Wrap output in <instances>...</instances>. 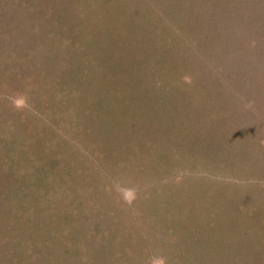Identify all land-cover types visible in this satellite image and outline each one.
Masks as SVG:
<instances>
[{
    "label": "rangeland",
    "instance_id": "obj_1",
    "mask_svg": "<svg viewBox=\"0 0 264 264\" xmlns=\"http://www.w3.org/2000/svg\"><path fill=\"white\" fill-rule=\"evenodd\" d=\"M19 1L25 0L14 2ZM27 1L26 4L30 9L26 12L23 23L26 22L24 25L30 38L24 40L12 34L9 44L14 42L15 48V45L19 44L17 46L22 50L16 49V55V52L7 49L6 52L9 55L1 63L4 69L0 70V123H3L0 125V130L13 127L14 132L26 134L29 136L28 139L32 136L35 144L30 149L37 153L40 151V143L49 142L57 137L46 125L51 121L58 123L57 118H52L55 113L59 114L58 111L53 113L51 110L56 100L55 90L57 87L62 89L59 81L62 83L63 79L66 82L71 81L73 84L69 85L70 88L74 87L78 92L81 89L69 75V73L74 74L73 70L80 71V66L84 65L83 68L90 73L89 76L93 77L96 86H91L90 89L87 87L83 99L86 100L87 106L95 111L98 109L99 98L112 93L118 94L121 86L130 84L127 82V77L124 78L125 72L114 65L110 66V69L105 62L108 56L115 52L124 55L123 59L126 57L125 49L120 48L119 38L111 40V37H106L107 32H116L120 28L117 14L115 15L117 9L115 6L108 4L109 8L106 7L107 10H105L94 4L96 0ZM148 5L149 2L145 3V6ZM140 6L145 10L144 6ZM35 7L36 9L33 10ZM122 33L127 36L128 30ZM93 38L95 42L91 44V48L93 47L91 56L85 59L87 63L83 60V63L75 62L76 66L59 68L60 60L55 61L50 58L43 61L44 55L52 57L54 50L62 49L63 45H66V51L70 52V57L77 61L82 57V51L86 52L84 43H89ZM54 40H58L60 44L56 45L57 47L54 46L55 48H45L46 52L43 48L37 47L39 43L51 45ZM180 44L175 42L167 46L162 45L160 41L157 47L149 45L152 50L148 54L145 53L146 56L144 55L142 61L145 63L143 69L146 70L142 71L140 68L142 75L139 82H136V85L142 84V93L146 94V98L138 97L139 105L145 107V111L142 112L139 109L131 118L135 122L130 125L131 128L125 130L113 128L106 119L108 114L102 110L104 106L101 103L100 117L93 112L84 115L89 126L94 124L93 131L90 128L91 131L78 134L80 130L74 131L61 125V129L71 136L72 143L60 150L53 148L58 154L65 156L61 157L62 165L67 161L70 163L68 156L72 157L71 160L79 157L73 156L75 151H79L77 147L81 144L88 146L86 138L90 132L88 138L91 135L94 136V140H98L101 146L107 143L106 146L110 151L106 153V158L104 157L108 176L105 177L95 164L90 165L99 174L97 183L94 185L99 186L98 189L113 188L116 208L123 205L121 208L124 213L129 211L138 199L141 201V208L145 214L148 213L145 209L153 207L154 221L145 226V232L152 233L154 236L150 240L145 238L144 241L139 240L138 244L134 242L133 244L129 238L123 239L121 248L119 247V251L125 255L127 251L123 248L128 247L130 250L128 254H132L130 259L133 264H152L153 258L158 257H164L166 264H233L236 262L264 264V252L253 257V247L257 248L255 241L264 242V83L253 82V72L262 67L257 65L255 58L250 56V52L243 53L246 60L242 72L237 70L240 65L238 66L234 61L235 58L238 60L237 56L229 57L228 60L222 59L220 64L225 65V68L236 70L234 76L221 79L220 82L211 81V84L205 87L208 92L213 89L218 91L213 102L224 109L220 130L226 138L219 141L205 138L201 146H193L191 155L188 148L192 141L190 142L188 138L191 139L192 135L186 130V126L192 122L185 123L184 120L193 116L196 110L194 107L198 104V96L193 97L196 93L186 87L185 83L190 82L188 73H193L198 78L199 76L205 78V72L217 64L206 62L197 55L193 58L192 53L189 58L185 54L177 65L174 58H181L176 53L182 50ZM208 49L213 53L212 46L209 45ZM21 52L34 56L35 60L41 59L40 69L34 67L27 73L30 78L23 76L26 73L25 70L30 67L19 65L22 62L18 53ZM75 55L77 57L74 58ZM93 57L95 58L92 59ZM11 63L15 65H12L13 70L8 72L6 67ZM96 68H100L101 73L97 74ZM62 74L63 76L60 77ZM91 74L98 76L96 78ZM38 77H42L38 80L39 82L42 80L52 82L49 88H46L44 83L36 84L35 79L37 80ZM123 78L124 83L120 82ZM156 79L158 83L155 84ZM165 82L166 84L172 82L169 84L171 88L167 87L171 90L163 89ZM154 88L156 91L152 92ZM123 90L125 89L121 91ZM33 91H36L39 96L31 93ZM170 92H172L171 97L167 98L165 94ZM88 95L90 97L87 100ZM117 97L119 98V94ZM172 97L175 100H171ZM178 99L182 103L191 102L194 106H188L187 109V106H184L182 110L179 106L176 111L169 110L170 103L176 104L175 101ZM18 101L21 102L20 107H17ZM37 101L38 104L42 103L40 113L35 107L38 105ZM149 101L151 106L147 107ZM43 105L46 106L45 112ZM180 110L181 114L177 115V111L180 112ZM169 113L172 116H167ZM97 129L105 133L108 131L110 134L108 139L98 131L96 133ZM73 144H77L76 147ZM97 148L101 149L93 143L90 153ZM87 163L90 164V160ZM74 175L75 178L70 179L71 184H76L81 178L87 177L85 173L79 171ZM193 186H197L200 191L205 189L207 193L189 194V188ZM196 194L198 199L193 197ZM226 198L236 202L232 205V201L231 203L225 201ZM209 199H213L215 203L210 204ZM220 200L227 205L220 204ZM219 208L223 211L221 215L240 210V215L246 219L240 220V227L232 225L227 227V231L223 230L225 234L223 238L217 232L218 228L208 236L209 227L206 224L197 231H189L192 229L191 224L195 218L205 219V216L211 212H218ZM193 211L196 213H192ZM201 213L203 217L199 216ZM231 228L237 229L238 233L228 230ZM156 234L163 238H156ZM261 241L258 245L261 248L258 249L264 251ZM29 264H39V262L30 261Z\"/></svg>",
    "mask_w": 264,
    "mask_h": 264
},
{
    "label": "trees",
    "instance_id": "obj_2",
    "mask_svg": "<svg viewBox=\"0 0 264 264\" xmlns=\"http://www.w3.org/2000/svg\"><path fill=\"white\" fill-rule=\"evenodd\" d=\"M14 1L0 0V70L4 69L1 63L9 55L6 52L7 49L16 52V55V49L20 50L17 46L19 44L15 45L16 48L14 42L9 44L12 34L24 40L30 38V34L24 25L26 22L23 23L27 15L26 12L30 9L26 4L28 1ZM199 1L96 0L94 2L97 7H103L105 10H107L106 7L109 8L108 4L117 8L115 15L117 14L120 28L116 32H107L106 37H111V40L119 38L120 48L125 49L126 57L123 59L124 55L115 52L109 55L105 62L109 67L114 65L125 72L124 78L127 77V82L130 85H123L118 89L119 92L125 89L120 93L118 92L119 98L117 97L118 94L113 93L99 98L97 101L98 109L95 111L87 106L86 100L83 98L86 95L84 91L87 87L90 89L91 86L95 87L96 85L93 77L89 76L90 73L86 72L83 68L84 65H81L80 71L73 70L74 74L69 73L72 80H75L81 88L79 92L74 87H69L73 82L67 81L69 82L67 83L65 79H63V83L59 81L62 84V89L57 87L55 90L56 100L55 104L53 103L55 107L53 106L51 110L53 113L58 111L59 114L55 113V116L52 117L57 118L58 123L51 121L46 125L57 137L49 142L40 143L39 152L34 153L35 150L30 149L35 144L32 136L28 139L29 136L26 134L14 132L13 127L0 130V264H29L30 261L39 262V264H133L130 259L132 254H128L130 253L128 247L123 248L127 251V255L121 253L119 247L122 245L123 239L129 238L132 243L138 244L139 240L144 241V238L150 240L154 236L152 233L145 232V226L154 221L153 207L145 209L148 210V213L145 214L141 208V201L138 199L127 211L128 213H124L123 205H121L122 208L120 206L116 208L117 203L114 199L115 191L113 188L101 187L98 189L99 186L94 185L97 183L99 174L90 165L95 164L105 177L108 176L104 162L106 153L108 154L110 151L106 146L107 143L101 146L98 144V140H94V136L91 135L88 138L90 132L86 138L88 146L85 147L81 144L77 147L79 151H75L73 154V156L79 157L71 160L72 157L68 156L70 163L67 161L62 165L61 157L65 156L58 154L56 149L65 148V145L70 146L68 144L72 143V140L71 136L65 133L64 129H61V125H65L67 129L74 131L80 130L81 132L78 134H85L91 129L93 131L94 124L89 126L84 115L93 112L100 117L99 111L102 103L104 106L102 110L108 114L106 119L113 125V128L119 130L131 128L130 125L135 123L131 118L136 115L139 109L142 112L145 111V107L139 105L138 97L146 98V94L142 93V84L136 85V82H139L142 75L141 69L142 71L146 70L143 69L145 63L142 61L145 53L148 54L152 50L149 45L157 47L161 41L162 45L171 46L175 42H179V44L181 42L182 50L176 51L181 58H174L177 65L185 54L189 58L192 53L193 58L197 55L206 62L217 64L205 72V78H200V76L198 78L193 73H188L190 82L185 83V85L196 93V96L193 97L198 96V104L194 107L196 110H194L193 116L184 120L185 123L187 121L192 122L186 126V130L192 135L191 139L187 137L190 142L192 141L188 148L191 151L190 154L193 153V146H201L205 138H213L217 141L224 140L226 136L220 130L223 124L221 115L224 109L213 102L218 91L213 89L208 92L205 86L210 85L211 81L220 82L221 79H229L234 76L236 70L229 67L225 68V65L220 64L222 59L228 60L229 57L237 56L238 60L235 58L234 61L238 66L240 65L237 70L242 72L246 60L243 53L249 52L250 56L255 58L257 65L262 67L253 72V82L264 83V0ZM148 2L149 5L145 6V3ZM140 5L144 6L145 10ZM35 9L36 7L33 8V10ZM117 11H121V13ZM125 30H128L127 36L122 33ZM93 40L94 38L89 43H84L86 52L85 50L82 51V57L77 61L70 57V52L66 51V45H63L62 49L54 50L52 57L44 55L43 61L50 58L55 61L60 60L59 68L76 66L75 62L76 64L83 63V60L89 59L87 57L91 56L90 52L93 49L91 44L95 42ZM105 43L107 44V42ZM59 44L58 40H54L51 45L39 43L37 47H41L45 51L47 48L57 47L56 45ZM209 45L213 47L214 54L212 50L209 51ZM31 47L35 48L34 45ZM18 56L22 62L19 65L30 67L25 70L26 73L23 76L30 78L27 74L30 69L34 67L40 69L42 66L41 59L35 60L34 56L30 54L21 52L18 53ZM75 57L77 56L75 55ZM92 59L90 58L91 61ZM14 63L6 67L8 72L13 70L12 65H15ZM125 63L130 67H127ZM95 71L97 74L101 73L100 68H96ZM91 75L96 78L98 76ZM62 76L63 74L60 77ZM41 78L35 79V83H44V86L49 88V84L52 82H44L43 80L39 82L38 80ZM124 78L119 81L124 83ZM156 83H158L157 79ZM85 84L88 85L85 86ZM169 84L172 82L167 84L165 82L163 89L171 90L167 89L170 87ZM157 89L159 90V88ZM153 91H156V88ZM31 93L38 95L36 91ZM171 94L172 92L165 94V96L169 98ZM89 97L88 95L86 99L88 100ZM170 99L175 100L173 97ZM175 103H170L169 110L176 111L179 106L181 110L184 109V106H187L186 109L189 108L188 106H194L191 102L182 103L179 99ZM149 106H151L150 101L147 107ZM35 107L40 113L42 103ZM43 108L45 112L46 106L43 105ZM181 110L180 112L177 111V115L181 114ZM56 115L59 116L56 117ZM167 116L172 115L169 113ZM43 118H45L44 115ZM184 118L187 117L184 116ZM97 131L102 136H107L108 139L110 135L108 131L105 133L97 129L96 133ZM93 143H96V146L101 149L97 148L90 153ZM76 145L73 144L75 147ZM100 157L103 159H98ZM89 160L90 164L87 163ZM78 171L85 173L87 177L81 178L76 184H71L70 179ZM189 191V194L207 193L205 189L201 192L197 186L190 187ZM197 194L193 197L197 198ZM225 201L231 203L232 200L229 198ZM209 202L210 204L211 202L215 203L213 199H209ZM235 202L232 201L231 204L233 205ZM227 203H221L220 200V204L227 205ZM229 210L232 211L231 208ZM239 211L221 215L223 211L219 208L218 212H211L205 216V219L194 217L195 221L192 222V229L189 231H197L203 227V224H206L209 227L208 236L218 228L217 232L223 238L225 237L223 230L227 231V227H232V225L240 227V220L246 219L240 215ZM199 216L203 217L202 213ZM228 230L238 233L235 228ZM155 237L163 238L158 234ZM260 241H255L257 248L253 247L254 258L264 252L258 249L261 248V246L258 247ZM261 243L264 246V242L261 241Z\"/></svg>",
    "mask_w": 264,
    "mask_h": 264
},
{
    "label": "clouds",
    "instance_id": "obj_3",
    "mask_svg": "<svg viewBox=\"0 0 264 264\" xmlns=\"http://www.w3.org/2000/svg\"><path fill=\"white\" fill-rule=\"evenodd\" d=\"M21 102H17V107H20ZM152 264H166L164 257L153 258Z\"/></svg>",
    "mask_w": 264,
    "mask_h": 264
}]
</instances>
